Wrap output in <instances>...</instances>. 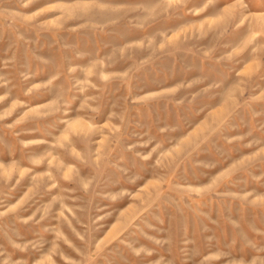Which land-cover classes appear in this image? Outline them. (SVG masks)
Returning <instances> with one entry per match:
<instances>
[{"label": "rangeland", "instance_id": "obj_1", "mask_svg": "<svg viewBox=\"0 0 264 264\" xmlns=\"http://www.w3.org/2000/svg\"><path fill=\"white\" fill-rule=\"evenodd\" d=\"M0 264H264V0H0Z\"/></svg>", "mask_w": 264, "mask_h": 264}]
</instances>
